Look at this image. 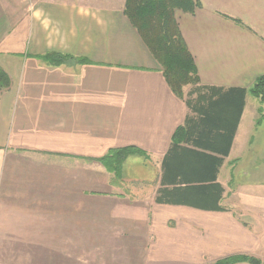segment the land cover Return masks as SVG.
Listing matches in <instances>:
<instances>
[{
	"label": "crops",
	"instance_id": "1",
	"mask_svg": "<svg viewBox=\"0 0 264 264\" xmlns=\"http://www.w3.org/2000/svg\"><path fill=\"white\" fill-rule=\"evenodd\" d=\"M199 1L176 14L199 83L249 88L264 74V0ZM124 2L0 0V67L10 77L0 91V264H208L238 254L264 264V103L245 96L217 173L224 210L157 203L162 158L193 111L170 90ZM49 52L87 62L52 64L41 57ZM127 145L146 155H129L141 170L123 169L121 191L92 158ZM100 199H122L139 255L84 263L85 209Z\"/></svg>",
	"mask_w": 264,
	"mask_h": 264
},
{
	"label": "trees",
	"instance_id": "2",
	"mask_svg": "<svg viewBox=\"0 0 264 264\" xmlns=\"http://www.w3.org/2000/svg\"><path fill=\"white\" fill-rule=\"evenodd\" d=\"M199 0H125L123 13L159 66L170 90L193 111L173 132L161 161L160 185L155 201L186 204L207 210H224L220 205L223 187L217 173L228 155L231 143L250 93L264 103V74L249 88L225 89L202 85L195 63L179 29L177 12L192 13L201 7ZM237 24L252 30L236 18ZM52 64L65 60L86 63L82 57L49 52L43 56ZM189 86L186 91L185 86ZM10 86L9 75L0 67V91ZM145 152L132 145L109 148L102 156L92 158L113 174L117 184L123 181V164L129 155ZM258 260L244 254L229 255L208 264H232Z\"/></svg>",
	"mask_w": 264,
	"mask_h": 264
},
{
	"label": "rangeland",
	"instance_id": "3",
	"mask_svg": "<svg viewBox=\"0 0 264 264\" xmlns=\"http://www.w3.org/2000/svg\"><path fill=\"white\" fill-rule=\"evenodd\" d=\"M185 88H188V85L184 87V90ZM248 112L249 109L247 107L246 114ZM138 160H140V158L137 156H129L124 163V174H128L127 172H129V175L140 173L141 168L138 166ZM132 162L134 163L131 164ZM99 166L102 167L101 165ZM55 169V167H52L53 171H55ZM100 170L106 172L104 168ZM109 176V178H113L112 173ZM123 182L124 181H121V186H117L121 191H125L126 189V187L123 186ZM108 187L107 185L96 189ZM104 200L107 201V199ZM114 200H116V203L112 202L109 204L102 199L96 203H91L93 208H99L98 215L97 213H95L96 215L89 214L90 211H94L89 205H87L88 208L85 209V229L83 237L84 263L92 260L91 257L93 256L98 257L99 254L100 257H106L111 253V256H115L116 260L117 257H120L119 260L121 261L139 255L140 247L134 244H131V246L128 245V241L137 235L138 232L131 230L129 220L123 213L122 199ZM112 209L115 210V213L112 215L107 214L108 210ZM92 220H95V222H92ZM92 223H94V225ZM96 223H98V225H96Z\"/></svg>",
	"mask_w": 264,
	"mask_h": 264
}]
</instances>
